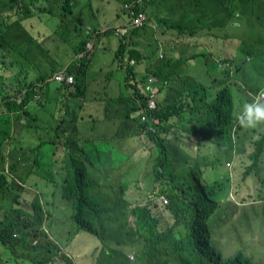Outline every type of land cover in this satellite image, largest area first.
<instances>
[{
    "label": "rangeland",
    "instance_id": "rangeland-1",
    "mask_svg": "<svg viewBox=\"0 0 264 264\" xmlns=\"http://www.w3.org/2000/svg\"><path fill=\"white\" fill-rule=\"evenodd\" d=\"M167 2L161 9L159 1L154 4L156 16L162 19V23H158L151 19L152 22L139 29V32L134 36L132 48H138L140 52L145 51L149 58L146 59V63H152L159 60V55L162 54L165 57L161 63H166L172 60L174 52L170 46L164 43V46L156 43L155 32L158 31L156 26H160L161 30L165 32L167 36L173 34L171 24L173 22H184L190 24L188 19L174 20V16L170 10L171 6L177 4H186L190 1H196L199 6V16L202 17L203 11L207 13L208 21H194L195 34L194 40L198 44V47L194 49H187L182 47L183 53H206L207 47L202 41L215 46L219 43L222 47L221 56L235 55V66L241 65L238 69L235 79L240 80L244 87L251 88V79L258 78L259 80L264 76V0H161ZM40 2V3H39ZM31 3V2H30ZM177 3V4H176ZM44 5L48 12L40 15L37 10ZM115 6L117 3H113ZM31 9L33 17L29 19V15L26 10V6H19L14 10L11 6H7L1 10L0 15V34L5 41L3 45L4 50L8 53L14 54L19 57V63H13L8 65L7 63H0V75L6 78L11 73L16 74L20 83L35 82V76H43L46 73H51L53 70L67 69L74 65L76 61V50L79 47V26L81 21L83 23L80 26L83 29V33L86 32L88 26L94 27L98 25L93 20L91 12L92 6H94L93 0H35L32 2ZM107 17V15H104ZM114 14H111L106 21L109 24L113 20ZM22 18L24 20L23 26H10L8 30L3 25H12L17 19ZM224 20H221V19ZM8 20V21H5ZM165 23L168 28L164 26ZM154 24V27L152 26ZM29 25L30 27H27ZM221 25V26H219ZM157 29V30H156ZM156 30V31H154ZM53 33L50 36V32ZM6 32V34H4ZM21 34V35H20ZM16 35H20L17 37ZM187 38L190 35L186 36ZM1 38V37H0ZM237 40V43L235 41ZM112 45H97L93 52L92 63L95 65L90 67L86 72V79H92L101 63H117L115 60V53L119 46V40L116 37L112 38ZM181 45L185 43L180 42ZM141 47V48H140ZM26 57V60L23 59ZM173 57V58H172ZM190 63H203V55H199L196 59H193ZM244 63V64H242ZM211 65L218 66V63L211 61ZM226 66L225 64L223 65ZM226 69V67L224 68ZM135 81L132 82L133 88L142 90L146 77L151 74L150 72H143L139 76L135 71ZM115 78L126 77V74L118 70H113ZM228 74H220L219 76H212L213 78H224ZM4 78V81L7 79ZM28 78L26 81L25 79ZM132 80V79H131ZM218 80V79H217ZM218 84L214 88L208 89V104L220 103V96L218 102V93L220 91L227 90L234 101L233 113L236 117L237 110L241 107V102L244 98L239 87L234 82H223ZM238 83V82H236ZM59 84L50 82L48 87L42 91L43 99H35L38 105H44V109L30 108L29 112L32 117L37 118L35 123L40 126V134L46 140H52L57 142V138L62 140V135L56 130V127L60 122L65 121L64 130L69 128V125H77L79 131V98L76 97L75 90L74 96L61 95L57 91ZM14 93L11 92L9 87L0 89V140L5 144V150L0 151V163L6 158V162L15 160L18 162V154L21 156L27 149L20 148L21 145L12 134L2 132L4 106L2 104V98L17 97V90L14 89ZM39 96V94H38ZM90 93L88 99L85 102L84 111L81 114L88 121L90 118ZM81 104V103H80ZM206 112V111H205ZM113 117L110 119L111 123L116 126H110V132L124 133L128 130L127 122L125 119H119L116 114L112 113ZM200 115H196L193 120L195 125L194 138L187 143L186 151H178L177 157L174 151L168 148L167 143H164L166 153L169 161L164 164L165 174L159 184L155 183V160L165 156L162 149L153 145L150 148L149 142L142 143L139 137L134 133H128L125 137V143L121 146L119 143L115 144L113 152L102 156L97 159L95 163L115 165L117 169L129 170V173L121 177L118 181L117 188H124L121 190V194H127L125 189L127 186L138 189L140 194L149 196L153 194L154 190L157 191L166 189L173 190L176 186L182 184L183 188L188 189L189 186L195 187L196 181L194 179V173L201 175V181L210 198L216 204V207L210 206L209 209L213 210L209 221V230L211 233V244L213 248L222 256L225 262L233 261L239 254H243L247 259L256 263L264 264V202L257 205H242L240 199H236L234 193H236L237 180L244 182L242 164L238 165L239 159V145L236 141H229L226 138L225 141L217 143L214 138V133L210 131H202L203 127L200 120ZM88 125L93 131L92 119L88 121ZM95 130H98L96 127ZM243 130H246L244 128ZM263 131V130H262ZM260 134V133H259ZM262 135V134H260ZM203 140L205 144H201L199 140ZM208 142V144H206ZM49 147H43L40 152L43 155L41 163L46 166L50 162L52 155L48 156ZM20 159V158H19ZM231 165V166H230ZM230 166V167H229ZM239 166L238 170L234 169ZM264 168V164L262 166ZM23 167H21V170ZM102 168V174H103ZM172 170L175 171V176L171 175ZM95 172L91 169L90 175L93 176ZM46 176H50V182L54 180L56 176L61 178V174L57 171L45 173ZM264 169L262 175L259 177L252 176L248 183L253 187L255 196H259V189L264 191ZM60 184V181H57ZM105 186L110 183L103 182ZM26 188H23L19 202H22V206L26 211L31 209L30 203L34 200L33 195L38 193L42 195V203L44 206V212L46 213V224L52 226L55 230L73 232L74 223L71 219L72 213L65 204V200L62 199L59 187L49 189L48 191L43 189L41 183H34L32 180L26 182ZM90 192L95 189L94 182H90ZM29 189L33 193L26 192ZM247 183L244 184V196L248 191ZM51 193L50 196L48 194ZM200 193V192H199ZM169 196V194L167 195ZM264 198V194L262 195ZM187 199L192 201L191 197L187 196ZM137 203H145L147 199H134ZM169 201L164 206L166 212L170 210L168 206ZM204 203H207L204 201ZM7 202H0V206L4 209ZM107 207L110 205L109 199H105ZM16 206V205H15ZM3 213V210L0 214ZM119 215L110 213L111 219H116ZM135 216L129 217V227H134ZM112 223H109V227L112 228ZM90 235V234H89ZM90 237H93L90 235ZM118 236L110 238V243L117 241ZM105 243L108 240L105 238ZM91 242L95 243V240ZM79 243V245H78ZM130 239L126 238L124 241V247L127 248L119 254L118 257L110 259L111 252L102 250L100 248V256H98V264H162L159 258L152 255L143 257L142 249L130 246ZM140 245V244H138ZM84 249L85 246H89L88 241L85 238H79L75 243V248ZM54 249V245H50ZM90 254L93 260L94 249L90 248ZM28 252V251H27ZM2 253V250H0ZM15 256L16 259H22L25 257L23 252L11 251V257ZM133 257V258H131ZM52 259V257L50 258ZM73 255L68 252L64 256L63 264H74ZM129 259V261H128ZM52 264V263H47Z\"/></svg>",
    "mask_w": 264,
    "mask_h": 264
},
{
    "label": "trees",
    "instance_id": "trees-1",
    "mask_svg": "<svg viewBox=\"0 0 264 264\" xmlns=\"http://www.w3.org/2000/svg\"><path fill=\"white\" fill-rule=\"evenodd\" d=\"M29 1L34 2L35 0ZM157 1L158 0H93L94 6H92V12L99 16H109L115 8H123L124 4L132 3L138 7V12H147L148 7L150 11H153V6ZM115 2L117 3L116 6L113 4ZM194 2L196 3V1ZM8 5L15 9L18 6L25 5V3L22 2V0H0V15L2 13L1 10ZM25 12L28 13L29 18L32 17V13L27 7ZM206 16L207 13L203 11L201 21H208ZM156 17V15H153L152 18L155 19L154 21H157ZM221 20L224 19L222 18ZM79 22L80 26H82L83 23L81 21ZM24 23V20L20 18L12 25L8 24L7 26L3 25L2 27H6V30H8L10 26H23L22 24ZM160 23H162V21H160ZM171 26L173 34L167 36L165 32L163 34L160 32L156 35V38L162 36L165 39L175 38L180 41L186 39L187 35H191L190 32L192 28L185 26L182 23H177ZM27 27L30 26L27 25ZM156 27L159 29L160 26ZM49 32L50 36H52L53 33L51 31ZM137 32L138 30L130 33L131 40L129 39L126 42L119 39V46L117 49V52L122 56L125 55L129 61L132 62L124 63V70L129 84H132V82L135 81L133 71L139 76L143 74L139 72L138 68L142 63H146V59L149 58V55H147L145 51L140 52L138 48H132V44L135 42L134 36ZM2 33L3 31H1L0 34V63H7L8 65L19 63V57L8 53L7 50L3 51V48L5 47L3 43H5V41L2 38ZM4 34H6V32H4ZM20 35L16 36L19 37ZM235 41L237 42L236 39ZM87 42H92L97 46L93 30H87L86 33H83L82 29V36L79 42V47L76 50V56L84 50L87 54H84L81 57L82 61L80 67L79 65H73L68 69L69 74L75 75L77 93L79 92V80L81 81L84 79L83 84H87L88 79L85 78L86 72L90 69L91 65L93 67L91 61L93 59L94 49L91 52L87 51ZM177 44L179 43H175V41L173 42L175 47ZM192 52H194V50H192L191 53ZM212 55L213 52L204 55L207 62L211 63V61H215L212 59ZM195 56L198 57L199 55ZM182 58L184 60V57ZM23 59L26 60V57H23ZM235 59V55L231 54L226 57L222 56V59L217 63H233ZM144 71L145 70L143 69V72ZM32 78L36 79V81L23 84L20 83L17 97L14 98L15 102H12L11 98L4 99L6 113L1 116L3 117L2 123L4 126L2 132L12 134L11 131L13 127L14 132L19 135L18 141H23L20 142L21 145H18L20 148H26L27 150L42 155L40 150L43 147H49L48 154L50 153L54 155L56 161L62 167L66 166L64 161L69 162L70 167H74L72 175L64 184L61 183L58 176L50 182L49 175L47 176L48 184L50 186H63V197L72 205V207L68 208L73 212L71 219L77 229H75L73 233L68 234V236L77 237L79 235V238H85L88 241L90 235H92L100 240L101 245H93L91 247L94 249V264H98V256H100L101 247L102 250L111 252L110 259H114L118 257L121 252L126 251L127 248L123 246L126 238L130 239V246L142 249L141 255L143 257H152L153 255L159 258L162 264H256L247 259L243 254H239L231 262H225L222 256L213 248L208 221L213 212L209 207H216V204L211 200L210 195L207 193V189L201 181V175L196 173H194V179L197 183L195 187L189 186L188 189H185L183 188V185L180 184L173 190H168V192L170 191L169 198L171 200V203L168 206V209L170 210L169 213L165 211L166 207L164 205L157 202L151 201L144 205H138L134 210L135 225L134 227H129L127 231L123 225V221L126 217L125 213L120 214L116 219H111L110 217L107 219H101L99 215L91 213L90 207L96 208L98 207V203L93 202L90 204L88 199L89 196L85 192V189L90 186V183L86 166L81 160V154L87 155V153L81 150L77 144V139L79 137L78 129L75 125H72L73 129L71 133L67 130L64 131L65 121H62L57 126V131L59 133L61 132L62 140L57 138V142H53L52 140H45L43 138L40 134L42 131L40 130V126L35 124L38 120L31 116L29 112L30 109H27V107L31 102L34 104L33 109L38 106L35 97L40 91H43L48 87V83L45 80V76H35ZM226 78H229V76ZM147 79L148 76L145 79L143 88H146ZM25 80L27 81L28 78ZM0 82L5 83L4 80H1V76ZM219 82L223 83L225 81L220 80ZM80 85L82 86V84ZM197 87L198 89L195 92L188 93L189 98L186 101L180 99L181 101L167 109L163 110L158 108L155 112L156 122H164L172 127L174 125V119L180 123L186 116L200 115L201 118L197 123L202 122V118H204L206 120L205 125L209 128L208 131H213L214 138L218 143L225 141L226 138L230 141L232 135L231 130H235V133L239 138L236 140L239 145L240 153L237 157L239 159L238 165L240 163L242 164L244 182L237 180L236 193H234V196L236 199L238 198L241 200V203L239 204L242 205H257L264 202V198L262 197L264 191L262 188L259 189V196H255L253 187L248 183V180L253 175L259 177V175H262L263 173L264 128L260 129V131L258 128L247 131V129L243 130L244 128L240 126H237L236 128L232 127L236 119L233 114L235 103L227 90H222L218 93L217 98L219 102L220 96V103L205 104V107L208 109L204 112L203 108L200 106V103L203 102L205 98V95L200 88L204 89V87ZM0 89H3L1 84ZM206 113H210L211 117ZM24 118L27 121V124L31 127L26 128V131L21 132V128L24 127L21 120ZM190 124L192 126V131L194 132L195 125L191 122ZM143 126L145 127L147 125H142V127ZM251 132L257 134L253 135ZM72 134L75 136L71 137ZM36 136L40 137V143L34 148L28 143V141ZM149 136L156 142L157 146L162 149V152L165 153V156L156 159L157 166L154 168L155 182L159 184L165 174L164 164L169 161V158L165 151V140L160 139L158 135H153L151 132L149 133ZM201 141L204 142L203 140ZM64 147H66L69 158L64 156ZM3 150H5V144L0 140V151ZM9 158L11 159L9 162H6V158H4L3 162L0 163V202L3 203L8 201L7 206L4 204V209L0 206L3 210V213L0 214V246L5 250V257L3 258L0 255V264H30L27 261L25 263L21 262L23 259L16 260L15 263H12L10 260L11 251L15 252L21 250L25 254V257L31 256L32 250L24 249L22 244L29 238V236H33V233L35 234V232H31L29 226L22 225L21 221L23 220L24 215H29L34 211V205L37 204L34 202L31 203V213L22 208V202H19V198L23 188H26V185L17 180V175H22V163H15L14 159L12 160L11 157ZM26 167L28 168V165ZM238 168L239 166L234 170L237 171ZM103 169V173L110 172L105 168ZM97 170L101 172L102 168H97ZM171 175H176L174 170H172ZM57 181H60V184H58ZM262 182L264 185V180H262ZM245 183H247L249 189L244 196ZM165 190L166 189H163L162 191L165 192ZM87 191L90 193V188ZM26 192L33 193V191H30L29 189H27ZM187 196L191 197L192 201L187 199ZM204 201L207 203H204ZM15 205H17L18 208H15ZM36 215L39 218L42 216L38 207ZM111 221L120 223L121 225H116L115 227L110 228L108 225ZM6 225H13V227ZM92 225H101L103 227V236L98 233V230ZM15 234H18L19 237L15 238ZM113 236H118V239L111 244L109 240ZM104 237L108 240V243H104ZM50 245L51 243H44L38 248L49 247ZM64 256L65 254H63V258ZM85 263L86 261H80V264ZM40 264L46 263L40 262Z\"/></svg>",
    "mask_w": 264,
    "mask_h": 264
},
{
    "label": "crops",
    "instance_id": "crops-1",
    "mask_svg": "<svg viewBox=\"0 0 264 264\" xmlns=\"http://www.w3.org/2000/svg\"><path fill=\"white\" fill-rule=\"evenodd\" d=\"M129 1V0H128ZM159 1V6L161 9L165 6L167 2H163L161 0ZM177 0H174L176 2ZM123 4V3H122ZM177 4V3H176ZM170 10L174 16V20H181V19H188L190 21V24H186L184 22H173L171 25H175L177 23H182L185 26L191 27L195 29L194 26V21H201V18L199 16V6L194 2L190 1L186 4H177L176 6H171ZM148 19L150 22L151 19H153V15H156V11L153 8V11L149 10L146 12ZM114 14L113 20L109 24H101V23H107L104 18L100 17L98 14H94L91 12L92 18L94 21L98 23V25L92 27L93 29L99 28V27H120L126 25L128 19L123 12L122 8H115L112 13L109 14ZM157 21L160 23L162 21L161 18L156 17ZM155 20V19H153ZM165 27L168 28V25L163 23ZM154 27V24L152 25ZM90 27V26H89ZM139 32V31H138ZM137 32V33H138ZM162 32L164 33L163 30L159 27L158 31L155 32L154 34L157 35L158 33ZM86 33V32H85ZM191 35L189 38L186 37L184 40H177L175 38L171 39H165L164 37H157L156 40H154L156 43L159 45L161 44L162 47L164 46V43L168 44L171 48V50L174 52L173 59L167 61L166 63H161V61L165 60V57H163L162 54L159 55V60L154 62V63H142L138 70L139 72L143 73V69L145 70L144 72L151 73L149 75H152L156 78L157 85L159 87L160 92L158 93V106L160 109H167L168 107L174 105L175 103L181 101H186L188 97V93L195 92L198 87L201 86L204 87V89L200 88V90L203 92L205 95V98L203 102L200 103V106L203 108L204 112L208 109L205 107V104H207V99H208V89L209 88H214L218 84V80L225 81V82H230V81H236L234 82L236 85H241L239 87L240 92L244 95V98L241 102V106L244 102H250L255 98V95L261 90L264 89V76L262 79L258 78H253L251 79L252 87L251 88H246L244 87L243 83L235 79L234 77L237 76L238 69L241 65L236 66V72H235V63H230L233 66V71H231V66L229 68L224 69L225 67L222 66L221 71L219 69V65L221 63H218L217 67H214L211 65V63L207 62L206 59L204 58L205 54H208L210 52H213L212 59L215 60V62H219L222 59V56L219 55L220 52H222V47L219 43H216L215 46H211L210 44L202 41L204 45H206L207 50L206 53H187L184 54L182 47L187 49H194L198 47V44L194 40V30H192ZM112 38L113 37H99L96 39L97 45H112ZM131 40V36L129 37ZM179 43L175 47L173 45V42ZM180 42H184V45H181ZM105 49V47H104ZM162 55V56H161ZM195 55H203V63H190L193 59H196ZM161 56V57H160ZM184 57V60L183 58ZM226 57V56H224ZM244 64V63H242ZM95 63H93V66ZM101 67L98 68L95 76L92 79H88V85H89V90H88V95L90 93V118L92 119V124H93V131L88 125V121L84 118V116L81 114V112L84 111L85 108V102L88 99V95L85 101L79 100V107L77 110H79V141H82L83 147L86 149L87 152L96 150L97 148L100 147V145L105 144L106 148L113 149L115 144L119 143L121 146L125 143V137L128 135V133H134L135 136L139 137V140L144 143L148 139H143L141 137V132H140V125L139 119L137 117H133V113H135L137 109V104L136 101L131 93V84H128V79L127 76L121 77L119 75L118 78L114 77L113 70H118L121 71L122 73L126 74L125 71L118 69L117 68V63H101ZM224 65V64H223ZM61 70V69H59ZM59 70H55L58 72ZM230 73H229V72ZM229 78H213L212 76H219L220 74H227ZM15 75V76H14ZM148 75V76H149ZM1 76V75H0ZM4 75L1 76V80H4ZM218 79V80H217ZM83 80H81L82 86ZM2 88H7L9 87L11 89V92L14 93V89L18 91V87L20 85L19 79L17 78L16 74L11 73V77L7 78L5 83H1ZM65 86L59 84V88H57V91L60 92L61 95H63ZM137 89L138 92H141L140 89ZM256 91V92H255ZM42 95V91H40ZM69 97H72V94H69ZM11 98L12 102L14 101V98L12 97H6L2 98V104L4 106V99ZM43 98V96H42ZM81 103V104H80ZM19 104V103H18ZM33 102L29 104L27 109H30L33 106ZM44 105H38L35 109H44ZM241 107L237 110L236 112V119L235 122L233 123L232 127L234 126H240L238 123V113L240 111ZM115 113L116 116L119 119H125V121L128 123L127 128L128 130L124 133L117 132L115 133L114 131L110 132V126L112 125L115 127L116 125L114 123L110 122V119L113 117L112 113ZM6 113V108L4 106V114ZM2 114L1 116H3ZM211 117L210 113H206ZM234 114V113H233ZM36 118V117H35ZM195 118V115L192 116H186L180 123L174 119V129L170 131L167 134L164 135V139L167 141H172L177 149L179 151L183 150L186 151L187 149V143L190 142L195 135V132L192 131V126L190 124L193 123V120ZM37 119V118H36ZM205 119L202 118L201 126L203 127L202 131L204 132L205 130L208 131L209 128L205 125ZM21 122L24 124V127L21 128L22 131H26V128H30L31 126L27 124V121L25 118L21 120ZM82 124V126H80ZM264 126V125H263ZM98 128V130H95V128ZM252 128H247V131H250ZM12 134L16 139H19V135L14 132L13 127H12ZM75 135L72 134L71 137H74ZM199 140V139H198ZM201 144H205L204 142L199 140ZM208 144V142H206ZM65 149V154L64 156L69 158V154ZM50 154V153H49ZM48 154V156H49ZM52 155V154H50ZM18 163H22V175H17V180L21 181L23 184H26L27 181L32 180L34 183H41L43 189L49 190L53 188L59 187L60 194L62 199L63 197V186L57 185V186H50L48 184V179L45 173L47 172H52V171H58L61 174L60 181L61 183H65L69 177L72 175L74 171V167H70L69 162H65V167H62L57 161L54 155L50 158V162L46 165L43 166L41 163V158L43 157L42 155H39L38 153H35L31 150H26L21 156L18 154ZM20 156V157H19ZM20 158V159H19ZM28 165V168L26 167ZM105 165H110V164H105ZM113 188V187H112ZM108 189V188H106ZM115 191V190H114ZM86 192V191H85ZM87 193V192H86ZM99 188L95 187L93 191H91L92 195H98ZM133 193L140 194L138 189L133 188ZM51 193L48 194L50 196ZM39 197L40 199L42 198V195L36 193L34 195V199ZM65 200V199H64ZM65 204L69 207L70 203L65 200ZM44 223L46 224V218ZM43 227V228H42ZM37 230H41L39 232L33 233V236H29L28 239L25 240V245L30 247L31 251V256L30 257H24L22 258L23 261H27L30 264H40V262L44 263H52V264H63L64 263V258L63 254H67L68 252L73 255L74 259L73 262L74 264H80V261H86L85 264H94L92 261V255L89 253L90 248L93 245H101L100 240L93 236L90 237L88 240L89 246H85L84 249H79L75 248V243L79 239V235L77 237H71L66 235L65 231H60V230H55L52 226L42 225L40 227H36ZM42 228V229H41ZM92 240H95L96 242L93 243L91 242ZM52 241V242H51ZM51 242V245H54V249H52L50 246L49 247H42L38 248L44 243ZM105 243V242H104ZM79 245V243H78ZM38 248V249H37ZM0 250H2V253L0 255L4 258L5 256V250L2 246H0ZM19 252H22L19 250ZM52 257V259H50ZM11 262L15 263L16 260H21V259H16L15 256L11 257Z\"/></svg>",
    "mask_w": 264,
    "mask_h": 264
},
{
    "label": "clouds",
    "instance_id": "clouds-1",
    "mask_svg": "<svg viewBox=\"0 0 264 264\" xmlns=\"http://www.w3.org/2000/svg\"><path fill=\"white\" fill-rule=\"evenodd\" d=\"M22 2H24L25 5H21V6H26L32 13L33 9H31V6H33L32 5L33 1L22 0ZM40 5H41V7L37 9L41 13L40 15L48 12L44 5H42V4H40ZM127 5L134 6V10H135L136 14L142 13V14L145 15L146 22H145V24L142 27L137 28V29L130 28V24L132 22V18L134 17V15H132L131 11H129L126 8ZM17 8H15L14 10H16ZM122 9H123V12L125 13V15H126V17L128 19L126 25L120 26V27H99V28H96V29H93L92 27L88 26L86 28V31L87 30H93L95 39H98L99 37L108 36V37H116L118 40L122 39L123 42H126V41L129 40L130 33H133L134 31H137V30L139 31V29L144 28L148 24V22H150L149 19H148L147 13L146 12H142V11L138 12L137 11L138 7L134 3H132V4H124ZM32 17H33V14H32ZM32 17H30V18H32ZM100 17H102V18H104L106 20L109 16H107V17L100 16ZM14 21H16V20H14ZM192 30H194V33L196 32L195 29L192 28L191 31ZM81 36H82V28L79 26V37H80L79 38V42L81 40ZM95 47L96 46H95L94 43L87 42V45H86L87 51L91 52L93 49H95ZM84 54H87V52L85 50L83 52L79 53L78 56H76V61L73 62V63H75L74 65H77V66L79 65V67H80V63L82 61L81 57ZM115 60L117 61V68L121 69L123 71H125L124 70V63H132V62L129 61V59L125 55L122 56L117 51L115 53ZM91 63H92V61H91ZM223 64L226 65V68H229L231 66V71H233V66L230 63H221L219 65V69L221 71H223L221 69V66H223ZM69 68L61 69L58 72L53 70L52 74L51 73H46L43 76H45V80L47 81L48 84L50 82H55L57 84L64 85L66 88L64 90L63 95H68L69 96V94L70 95L72 94V96H74L72 90H75L76 97L79 98V100H81V101H85L86 98H87V95H88L89 85L87 83L84 86H81L80 85L81 81L79 80V92L77 93L76 92V86H75V83H76L75 75L74 74H69V72H68ZM10 77H11V74L8 76V80H9ZM150 78H154L155 79V88L157 90V94H156L157 108H156V110L153 113L154 121L153 122L149 121V122L145 123V122L142 121V116H143L142 111L146 107L147 99H148V96H149L148 81H149ZM130 90H131V93H132V95H133V97H134V99L136 101V104H137V109H136L135 113H133L132 116L133 117H137V119H139L141 137L143 139H148L145 142H149V145L151 146L150 148H153L152 144H154L155 146H157V144H156L155 141H153L150 138V136H149L150 132L153 135H158L160 139L165 140L164 139L165 137H164L163 134H167L170 131H172V129L175 128L174 126L170 127L167 123H164V122H158V123L156 122L155 112L159 108V106H158V93L160 92L159 87L157 85L156 78L154 76H152V75H149L148 79H147V82H146V88H142L141 92H138L137 89L133 88L132 86H131ZM40 98H42L41 93H39V96L37 95L35 97V99H40ZM237 119H238V123H239L240 127H242V128H246V129L247 128H252V129L258 128L259 131H260V129L264 128V126H263L264 125V89H261L255 95V98L253 100H251L250 102H244L242 104L241 109H240V111L238 113ZM142 125H147V126H145V127L143 126L142 127ZM69 126L70 127L65 129V130H67L69 133H71L72 129H73V126L72 125H69ZM80 126H82V124H80ZM152 126L155 127V129H156L155 132L152 131V129H151ZM75 127L78 129L76 124H75ZM234 128H236V126H234ZM56 130H57V127H56ZM60 134H61V132H60ZM231 134L232 135H231L230 141H236L237 139H239L238 136L235 133V130H231ZM251 134L256 135L257 133H252L251 132ZM215 141L217 142V140H215ZM18 142L20 143V142H23V141H18ZM81 142L82 141H79V137H78L77 144H78L79 148L87 153V155H84V154H81V153L80 154H81V160L85 164L86 169H87L89 183L93 181L94 184H95V187H98L99 188V192H100L98 195H92L91 192L89 193L87 190L89 188H91V185L88 186L85 189V191L87 192L86 194L89 196L88 199L90 201V204H92L93 202H97L98 203V207H96V208H92V207L89 206L91 208V210H90L91 213H95V215H99L101 217V219H107L111 212L114 213V214H117V215L125 213L126 217H125V219L123 221V225L125 226V229L127 231V229L129 228L128 225H130L129 217H131L132 215L134 216V210L136 209V207L138 205H144L145 203H148V202H151V201L157 202V203L162 204V205H165L163 203V201L160 200L161 196H165L169 201H171L169 196H167L168 194H170V191L168 192V190H165V192H164L162 190L157 191V189H155L153 194H150L149 196H145L144 194L142 195V194H139V193L135 195L133 193L134 183H133L132 187H128L127 186L125 188L127 190V194L125 193L126 191H124V193L121 194V190H123L124 188H120V187L117 188V185H118L117 183H118V181H119V179L121 177H124V176H126L129 173V170L117 169L114 164L113 165H105V164H102V163H95V161L97 159H100L102 156L107 155V154L110 155V153L113 152V149L106 148V145L102 143V145H100V147L97 148L96 150L87 152L86 149L83 147ZM28 143L31 146H33L34 148H36V146L40 143V137L36 136L33 139L29 140ZM165 143H167V146H168L169 149H171L172 151L175 152L176 157H177V154H178L179 150L177 149L175 144L172 141H167V140H165ZM155 166H157L156 160H155ZM97 168H105V169L109 170L110 172L102 174L100 171L97 170ZM91 169L95 172V174L93 176L90 175V170ZM103 182L110 183V185L105 186L103 184ZM106 188H108V189H106ZM34 195H36V193ZM34 195H33V197H34ZM132 198L139 199V200L140 199H144V200L147 199V202H145V203H137L136 201L132 200ZM105 199H109V201H110L109 207L106 206ZM33 202L35 204H37V205H34V211L32 212V206H31V209L29 211H27V212H29V213L32 212V213L29 214V215H24L23 216V220L21 221V224L29 226L31 232L32 231L39 232L41 230L38 231L36 227H40L42 225H46L44 223L45 218H46V213L44 212V206H43L42 200L39 197L34 199L31 203H33ZM31 203H30V205H31ZM37 207L40 209V213L42 215L40 218L37 217V215H36ZM69 207H72V205L70 204ZM15 208H18V206L16 205ZM22 208H23V206H22ZM1 211H2V209L0 208V212ZM111 223L113 224L112 227H115L116 225H121L120 223H117V222H114V221H111ZM6 226L13 227V225H6ZM72 226H73L72 228H73V232H74V230L77 229V227H76V225H72ZM92 226L95 229H97L98 233H100L103 236V234H102V228L103 227L101 225H92ZM65 233H66V235L70 234V232H66V231H65ZM14 237L18 238L19 236H18V234H15ZM51 242H48V243H51ZM22 247L24 249H30V247L25 245V241L23 242ZM131 258H133V257H131ZM21 262L25 263V261H21Z\"/></svg>",
    "mask_w": 264,
    "mask_h": 264
},
{
    "label": "built area",
    "instance_id": "built-area-1",
    "mask_svg": "<svg viewBox=\"0 0 264 264\" xmlns=\"http://www.w3.org/2000/svg\"><path fill=\"white\" fill-rule=\"evenodd\" d=\"M126 8L129 11H131L132 15H134V17L132 18V22L130 24V28L137 29V28L142 27L146 22L145 15L142 13L136 14V12L134 10V6H132V5H127ZM148 90H149V96L147 99V104H146V107L142 111V113H143L142 121L145 123L149 122V121H152V122L154 121L153 113L157 108V103H156L157 90L155 88V79L154 78L149 79ZM151 129L153 132L156 131L154 126H152ZM160 200L163 201L164 204H167L169 202V200L165 196H161Z\"/></svg>",
    "mask_w": 264,
    "mask_h": 264
}]
</instances>
